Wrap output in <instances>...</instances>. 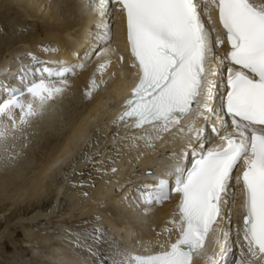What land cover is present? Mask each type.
Here are the masks:
<instances>
[{
  "label": "snow or ice",
  "instance_id": "1",
  "mask_svg": "<svg viewBox=\"0 0 264 264\" xmlns=\"http://www.w3.org/2000/svg\"><path fill=\"white\" fill-rule=\"evenodd\" d=\"M58 7L87 20L88 46L69 50L71 60L27 51L26 62L0 80V169L15 168L39 130L62 120L74 80L90 66L84 100L117 79L130 87L107 122L109 135L102 141L99 127L94 134L82 127L74 143L83 148L77 155L66 146L49 179L62 170L63 185L88 200L93 173L111 183L105 178L125 171V155L140 161L158 145H176L159 175L143 173L151 182L124 181L122 200L137 220L175 205L160 231L153 228L155 242L110 232L96 216L90 228H62L75 254L67 264H264V0H76ZM114 29L123 51L113 46ZM37 51L61 49L41 44ZM85 170L87 185L76 179Z\"/></svg>",
  "mask_w": 264,
  "mask_h": 264
},
{
  "label": "bare ground",
  "instance_id": "2",
  "mask_svg": "<svg viewBox=\"0 0 264 264\" xmlns=\"http://www.w3.org/2000/svg\"><path fill=\"white\" fill-rule=\"evenodd\" d=\"M0 2L7 3L5 6H3L4 4L0 5V29H2L0 31V80L8 76L9 72H15L19 67V62H26L24 53L27 51H34L41 58H46L47 55L37 51L38 45L59 47L61 51L58 54L47 56V59L63 60L74 59L69 55V50L83 53V51L80 52L81 49L88 46L85 45L87 41L83 35L84 29L88 27L87 20L82 19L78 12L71 7H58V5L70 6L76 0H0ZM12 5H20L16 8L22 16H18L19 18L6 16V12L12 8ZM51 5L55 6L51 7ZM22 17L25 21H30V24L31 22L34 24L26 34L23 33L24 31H20L21 27L26 28V22H24ZM17 32H20V37L16 39L19 40L20 38L18 44L21 46L11 49L9 45L12 43L11 41H14L11 38H14ZM114 32H116L117 39L114 41L113 46L119 43V47L123 51L124 45L120 42L119 32L117 29H114ZM6 68L8 71L5 70ZM90 72L91 66L87 72L79 75L74 80L73 88L63 102L60 115L67 113V122L60 120L58 123L54 122L52 125L40 129L37 137L25 150L26 154L19 160L17 166L7 172L0 169L3 171L0 174V204L10 202L16 208L22 205L30 208L32 204H37L38 206L49 194L53 195L52 204L50 205H56L57 210L63 204L62 199L65 198L66 200L63 211L51 217V219H59L60 230L56 226H54L56 228L54 230V228H51L52 225L45 231L40 229L44 225L42 221L50 222L51 219H45V214L48 211L39 207L33 208L26 218L22 214L20 217L18 216L19 218L15 223L20 224L19 227L23 230L24 239L22 242L24 241L23 243L29 246V259H23L17 253H11L13 263L19 261L17 264H67V262L75 259V254L72 245L59 235L62 228L72 226L75 231H80L84 227L90 228L96 222L94 219L96 216L101 217V225L110 232L122 234L129 239L152 240L155 242L157 237L153 228H155L156 232L160 231L163 221L167 219L175 208L174 204H168L158 210L154 216L140 221L133 214L127 212V205L123 202L122 195L123 190L129 187L128 184L124 183L127 176L130 179H135L137 183L151 182L152 178L144 176L143 173L147 169H151L159 175L168 163L165 153L171 151V148L176 145H158L157 154H152L149 151L140 161H136L135 153L131 157L125 155L119 165L125 171L119 177L113 178L109 176L105 178V180H111V183H105L104 180H100L93 173L96 187L95 189H88L91 193L88 200H83L78 192L63 185L62 170L57 169L52 179L47 177L50 166L60 157L66 146H71L73 152L77 155L79 154L83 145L76 144L74 141L82 127L87 126L90 134H94L95 129L99 127L100 132L98 135L102 141L104 137L109 135L112 129L107 126V122L119 110L120 102L127 95V88L130 85L122 86L117 79L109 84L107 91H101L91 101L84 100L82 94L87 82L86 77ZM43 137L50 141L47 147L48 150L45 154H40L34 149L36 152L35 156L31 150L33 146L35 148L39 143H42ZM92 150L95 151V148ZM36 157H38V165L33 166L34 170H30L32 166L30 164L34 160L36 161ZM129 159L133 161L131 166H128L127 163ZM64 167L67 168L68 165L66 164ZM136 171L142 174L140 177H143V179L134 175ZM76 179L80 180L82 177H77ZM117 179L120 180V184L123 187L116 184ZM84 181L86 185L90 182L89 178H84ZM60 186L64 187L63 192L60 191ZM116 188L120 189L119 194L113 193ZM11 208L7 206L0 209V218L7 214ZM33 217L39 223H34ZM66 217H69L67 218L69 221L64 219ZM61 219L63 220L61 221ZM84 219H87V225L80 226L79 222ZM130 233L135 235L130 237ZM4 235V231H1V240ZM218 250L217 248L216 251L218 252ZM1 261L3 260H0V264H3Z\"/></svg>",
  "mask_w": 264,
  "mask_h": 264
},
{
  "label": "rangeland",
  "instance_id": "3",
  "mask_svg": "<svg viewBox=\"0 0 264 264\" xmlns=\"http://www.w3.org/2000/svg\"><path fill=\"white\" fill-rule=\"evenodd\" d=\"M4 4V5H3ZM7 4V3H6ZM4 2H0V5L2 6H5L6 5ZM52 6H55V5H51V7ZM17 13V14H16ZM1 16L3 17V15L1 14ZM6 16L7 17H18V16H22V14H20L19 12H18V9L16 8V7H12L9 11H7L6 12ZM19 18V17H18ZM22 19L24 20V18L22 17ZM24 22H26V28H24V29H26L23 33L24 34H26V33H28L29 31H30V29H31V27H33V25L34 24H32V22H31V24H30V21H25L24 20ZM6 26V25H5ZM8 27V26H7ZM15 34V33H14ZM13 34V35H14ZM17 37H20V32H17L16 34H15V36H14V38H11V39H13L14 41H11L12 43L9 45V48H17V47H19V46H21L20 44H18L19 43V40H20V38H19V40H17L16 38ZM17 43V44H16ZM86 44L85 45H87V42H85ZM85 49V48H84ZM84 49L82 48L81 49V51L80 52H82V51H84ZM68 108H70V106H68ZM70 110V109H69ZM66 114V115H65ZM65 114H62V122H67V117H68V114L67 113H65ZM59 127H61V126H59ZM45 141V142H44ZM49 143H50V141H48L47 140V138H42V143H39V145H37L35 148H34V146H33V148H32V150H31V152H33L34 153V155L36 154V152L37 153H40V154H45L46 152H47V147L49 146ZM41 145V146H40ZM45 146H46V148H45ZM39 148V149H38ZM36 150V152H35V150ZM36 156V155H35ZM42 157V156H41ZM37 162V163H36ZM34 164V165H33ZM32 165V166H31ZM38 165V157H36V161L34 160L31 164H30V166H31V168H30V170L32 169V170H34V168H33V166L35 167V166H37ZM1 172H3V171H1L0 170V174H1ZM85 174H84V176L82 177V179L84 180V178H89L88 177V173H87V170H85ZM24 173H26V171H24ZM127 178H128V176H127ZM140 179H143V177H140ZM125 183V182H124ZM89 190L91 189V188H88ZM87 189V190H88ZM88 190V191H89ZM120 193V189H118V188H116V190L113 192L114 194H116V193ZM118 193V194H119ZM52 198H53V195H47L46 196V199H44V200H42L40 203H39V205L37 206V204H32L31 206H30V208L28 207V206H26V205H22L21 207H14V206H12V204L10 203V202H7V204L6 203H4V204H0V209H2V208H6L7 206H8V208H10V207H12L8 212H7V214H5L4 216H2V218H0V232L1 231H4V233H5V235H4V238L1 240V238H0V260H3V261H1V263H3V264H5V263H12V264H17L19 261H15V263H13L12 261V257H11V253H17L18 255H20L21 257H23V259H29V246H26V244H24L23 242H22V240L24 239V235H23V230H22V228H20L19 226H20V224H16L15 222H17V220H18V218L21 216V214L26 218L27 216H29L28 214H29V212L33 209V208H35V207H39L40 209H42V210H46V211H48L49 209H51L53 206L52 205H50V204H52ZM51 200V201H50ZM63 200V204H61V207L58 209L57 208V210H56V212H57V214L59 213H61V211H63V208H65L64 206L66 205L65 204V198L64 199H62ZM36 205V206H35ZM51 206V207H50ZM50 207V208H49ZM48 209V210H47ZM61 209V210H60ZM56 214V215H57ZM56 215H54V216H56ZM19 216V217H18ZM67 218H69V217H66V218H64L65 220H68L69 221V219H67ZM2 219V220H1ZM58 220V221H57ZM63 219H61V221H62ZM2 221V222H1ZM85 221H87V219H84V220H81L80 222H79V225L80 226H86L87 224H85ZM58 222H60L59 221V219H57V218H53V219H51L50 220V222L49 221H42V223H44V225L43 226H41V230H44L45 231V229H48L49 228V226H51L52 225V227L51 228H54V226H56V228H58L59 230H60V225L58 224ZM5 228H7L6 230H5ZM56 228H54V230H56ZM6 231V232H5ZM5 245V246H4ZM8 258V259H7ZM9 260V261H8Z\"/></svg>",
  "mask_w": 264,
  "mask_h": 264
}]
</instances>
